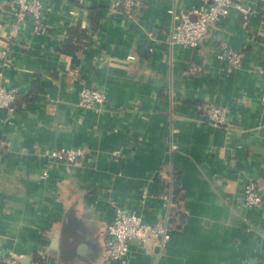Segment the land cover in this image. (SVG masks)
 I'll use <instances>...</instances> for the list:
<instances>
[{"label":"crops","instance_id":"0c3cea01","mask_svg":"<svg viewBox=\"0 0 264 264\" xmlns=\"http://www.w3.org/2000/svg\"><path fill=\"white\" fill-rule=\"evenodd\" d=\"M10 1L0 0V83L19 97L0 107V258L104 264L122 207L152 223L170 213L171 238L109 264H264V0H242L250 18L233 7L198 46L170 36L174 11L204 0H138L134 14L122 0H43L39 29ZM72 28L76 55L65 49ZM223 45L245 52L241 67L219 56ZM84 84L105 105L82 106ZM211 103L230 108L229 125L207 119ZM59 147L85 154L69 165L49 156ZM250 180L261 206L245 204Z\"/></svg>","mask_w":264,"mask_h":264},{"label":"built area","instance_id":"2783aa9c","mask_svg":"<svg viewBox=\"0 0 264 264\" xmlns=\"http://www.w3.org/2000/svg\"><path fill=\"white\" fill-rule=\"evenodd\" d=\"M205 5L196 6L190 10L175 12V22L170 36L171 43H181L187 46H198L210 28L218 19L230 13L237 7L248 20L250 9L242 0H204ZM19 22L27 19L36 25V29L43 26V0H11ZM125 11L134 14L141 7L138 0H122ZM8 56V55H6ZM219 56L231 67H241L245 52L223 45ZM134 57V55H131ZM6 57V63L8 62ZM1 73V72H0ZM19 93L14 88H9L0 83V107L13 108L18 100ZM106 93L95 86L84 84L80 90L79 103L84 107H101L105 105ZM207 119L218 125H229L230 108L227 105L211 103L206 110ZM53 159L65 160L69 165H76L84 156L82 147H59L50 151ZM146 194H144V197ZM170 211L177 206V202L170 193L162 194ZM244 201L249 207L262 205L263 198L255 181L250 180L244 190ZM173 223L170 213L163 220L157 222L146 221L134 211L117 207L114 219L108 223L106 231V250L104 264L113 260H126L132 244L141 246H165L171 238ZM0 264H22L21 257L13 254L0 258Z\"/></svg>","mask_w":264,"mask_h":264},{"label":"trees","instance_id":"16d2710c","mask_svg":"<svg viewBox=\"0 0 264 264\" xmlns=\"http://www.w3.org/2000/svg\"><path fill=\"white\" fill-rule=\"evenodd\" d=\"M80 35H82V33L79 31V29H77V28L71 29L70 36L66 40V48L65 49L67 52H69L73 55H76V50L79 47V45H78L79 43H77V42L80 39Z\"/></svg>","mask_w":264,"mask_h":264}]
</instances>
